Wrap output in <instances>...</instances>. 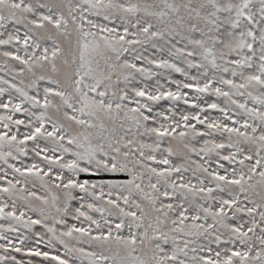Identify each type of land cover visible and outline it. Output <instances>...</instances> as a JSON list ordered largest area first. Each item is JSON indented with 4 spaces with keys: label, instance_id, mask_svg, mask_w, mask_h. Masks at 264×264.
<instances>
[{
    "label": "snow or ice",
    "instance_id": "obj_1",
    "mask_svg": "<svg viewBox=\"0 0 264 264\" xmlns=\"http://www.w3.org/2000/svg\"><path fill=\"white\" fill-rule=\"evenodd\" d=\"M0 264H264V0H0Z\"/></svg>",
    "mask_w": 264,
    "mask_h": 264
}]
</instances>
